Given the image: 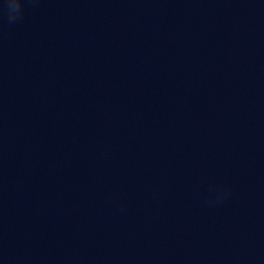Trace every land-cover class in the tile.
Instances as JSON below:
<instances>
[{
	"label": "clouds",
	"instance_id": "obj_1",
	"mask_svg": "<svg viewBox=\"0 0 264 264\" xmlns=\"http://www.w3.org/2000/svg\"><path fill=\"white\" fill-rule=\"evenodd\" d=\"M9 15V22H12L21 15L22 0H4Z\"/></svg>",
	"mask_w": 264,
	"mask_h": 264
}]
</instances>
